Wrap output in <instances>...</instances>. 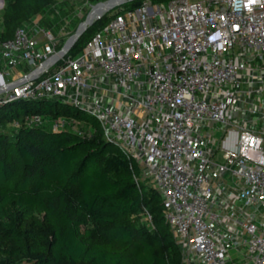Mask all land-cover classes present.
<instances>
[{
	"label": "built area",
	"instance_id": "built-area-1",
	"mask_svg": "<svg viewBox=\"0 0 264 264\" xmlns=\"http://www.w3.org/2000/svg\"><path fill=\"white\" fill-rule=\"evenodd\" d=\"M90 7L81 34L108 21L75 54L81 34L59 47L20 27L0 42V106L58 100L94 117L159 192L183 262L264 264V0Z\"/></svg>",
	"mask_w": 264,
	"mask_h": 264
},
{
	"label": "trees",
	"instance_id": "trees-1",
	"mask_svg": "<svg viewBox=\"0 0 264 264\" xmlns=\"http://www.w3.org/2000/svg\"><path fill=\"white\" fill-rule=\"evenodd\" d=\"M107 21L105 16L94 22L71 53ZM32 115L76 117L99 134L83 137L68 129L24 124ZM10 121L21 125L13 135L0 131V216L10 202L58 216L50 249L29 256L27 264H86L90 258L98 264H178L179 246L165 221L159 192L134 180L140 167L104 138L94 117L58 100H17L0 106V124ZM112 153L120 157L118 172ZM139 204L150 216L148 225L130 219ZM1 233L17 241L14 227Z\"/></svg>",
	"mask_w": 264,
	"mask_h": 264
},
{
	"label": "rangeland",
	"instance_id": "rangeland-1",
	"mask_svg": "<svg viewBox=\"0 0 264 264\" xmlns=\"http://www.w3.org/2000/svg\"><path fill=\"white\" fill-rule=\"evenodd\" d=\"M100 1L103 0H0V40L12 35L17 28L23 27L38 37L41 36V32H50L57 41V45L62 47L76 33L79 25L86 21L91 11L90 4H96ZM152 1L157 2L159 0ZM132 6L131 2L123 5L126 9ZM50 118L44 116L41 125L51 126L55 119ZM59 118L63 121L62 129L77 132L83 137L99 134L98 129L85 120L67 116H60ZM29 121L30 117L27 116L23 123L28 124ZM20 125L21 123L17 121L3 122L0 124V131L13 135ZM117 147L129 159L127 155L130 154L119 146ZM112 157L115 163L114 168L118 172L121 168L120 157L114 153H112ZM16 174H18V170ZM133 177L136 182L146 186L147 189H154L151 179L142 170ZM52 193L54 192L43 191L44 195H51ZM130 219L136 224L148 225L146 211L142 209L140 204L136 212L130 215ZM57 220L56 214L48 217L41 210L25 209L14 202L8 203L4 213L0 216V262L27 264L26 261L29 256L47 252L52 245L55 226L58 224ZM12 227L17 231V241L1 233V230ZM80 229L82 230V227ZM18 241L22 243L23 247L19 246ZM10 250L19 251V254H10ZM179 252L178 264H190L183 262V253L180 248ZM230 253L233 258L236 257L234 250H231ZM85 263L98 264L92 258L86 260Z\"/></svg>",
	"mask_w": 264,
	"mask_h": 264
},
{
	"label": "bare ground",
	"instance_id": "bare-ground-1",
	"mask_svg": "<svg viewBox=\"0 0 264 264\" xmlns=\"http://www.w3.org/2000/svg\"><path fill=\"white\" fill-rule=\"evenodd\" d=\"M101 12V9L100 8H97L93 11V13L90 14V16L88 17V19L86 21H84L80 27H79V30H83L85 27H87V25L89 24V22L98 14ZM74 35L72 37H70L69 41H73L74 40Z\"/></svg>",
	"mask_w": 264,
	"mask_h": 264
},
{
	"label": "water",
	"instance_id": "water-1",
	"mask_svg": "<svg viewBox=\"0 0 264 264\" xmlns=\"http://www.w3.org/2000/svg\"><path fill=\"white\" fill-rule=\"evenodd\" d=\"M80 27V26H79ZM79 27H78V29H77V31H76V33H75V37H74V40L76 39V38H78L79 36H80V34H81V32H82V30H79ZM237 28V27H236Z\"/></svg>",
	"mask_w": 264,
	"mask_h": 264
}]
</instances>
